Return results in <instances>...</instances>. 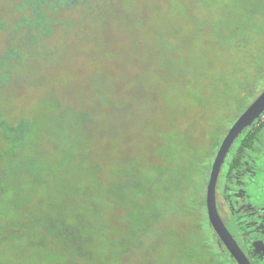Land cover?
Masks as SVG:
<instances>
[{
    "label": "rangeland",
    "instance_id": "374dc122",
    "mask_svg": "<svg viewBox=\"0 0 264 264\" xmlns=\"http://www.w3.org/2000/svg\"><path fill=\"white\" fill-rule=\"evenodd\" d=\"M24 1L0 0V61L7 51L12 55L0 114L12 121L24 114L32 121L23 154L0 155V212L4 219L10 214L4 240L25 238L14 232L15 225L37 226L40 217L78 208L91 196L105 216L89 215L87 229L107 264L121 257L126 264H166L156 242L124 217L112 216L117 206L94 195L114 182L125 191L137 186L142 208H148L153 189L158 210L172 207L173 216L185 218L188 193L202 211L211 153L242 109L229 97L243 93L245 102L253 97L254 57L247 51L264 49V0H94L72 13L54 14L55 35L65 30L60 24L66 18L74 21L54 59L47 56L55 42L28 43L32 32L18 23ZM247 17L259 21L257 26L246 29ZM233 26L252 40L239 52L227 38ZM0 147L10 148L1 136ZM167 156L174 161L170 180L152 173L149 164L150 158L159 162ZM188 213L186 218L198 221ZM139 218L133 224H143ZM19 252L17 262L39 264L33 258L41 252L45 264H65L50 247L29 252L24 242ZM172 256L170 264L186 262ZM13 257L7 253L0 262L12 263Z\"/></svg>",
    "mask_w": 264,
    "mask_h": 264
},
{
    "label": "trees",
    "instance_id": "16d2710c",
    "mask_svg": "<svg viewBox=\"0 0 264 264\" xmlns=\"http://www.w3.org/2000/svg\"><path fill=\"white\" fill-rule=\"evenodd\" d=\"M93 1L94 0H66L63 3H58L59 1L54 0H25L24 4L20 6L21 15L18 23L20 26L26 27L32 32L28 38L29 44H36L42 39L46 44L51 42L54 44L55 42V46H48L50 53H48L47 56V58L52 57V59H54L57 51H59V43L65 41L66 37L69 36V31L74 28V21L66 18V20L62 21L60 24L65 30L61 32L60 35H55L54 28L57 25V20L54 14L58 13V11L72 13L73 10L83 5L91 4ZM262 7V21L260 23H264V1ZM25 10H27V12H25ZM251 20L255 21L256 19L254 17H247L246 29L256 27L259 22H253ZM227 38L231 39L230 43L233 46L231 50L233 52H239L242 45L250 46L252 44L249 33L245 30L241 31L239 26H233L229 30ZM247 52L251 58L254 57V60H250V62L254 63L249 66V71L251 72V76L255 79L264 73V49H260L258 52L254 53L251 50ZM11 57L12 55L7 51L0 61V94L8 81V76L6 74L8 72L7 64ZM253 72L254 74H252ZM234 81H232L231 87L236 86ZM241 88L242 87H239L240 90H242ZM230 96H232V94ZM218 108L225 109L226 107L220 106ZM31 124L32 121L30 118L28 119L24 114L20 115L17 121L6 120L5 115L0 114V136L3 141L9 142L10 145V148L0 147L1 156L11 155L15 157L21 155V153L23 154V149L25 147L24 142L32 131L30 128ZM252 139L253 136H246L243 140L245 145L243 144L241 149L245 150L249 147ZM219 140L220 138L215 146L218 145ZM216 148L217 147H215L211 153V159ZM149 161L152 173L154 171L161 172L166 179L170 180L169 173L174 167V161L170 162L169 156L159 162L155 161L154 157L153 159L150 158ZM236 162L238 164L242 162L241 155L236 159ZM209 166L210 163L206 166L205 175L207 180ZM28 169H31V166H29ZM189 175L190 181L187 182V186L191 188L194 186L195 182L194 179H192V174L190 173ZM207 180L204 183V187H206ZM152 188L153 187L150 189ZM94 196L98 199H104L107 204L116 205V213L112 214V216L124 217L127 222L126 224H130L133 228L136 227L137 229H135V231H140V234L144 238L151 239L154 243L156 242L155 246L157 247L159 245L157 251L159 256H161L160 262L161 260H165L167 262L166 264H170L169 261L171 258H175V256L172 255L176 254L177 258H185L186 262L183 264H234L223 251L222 247L218 245L214 235H211L206 222L202 220V215L204 216L203 211L200 209L196 211L194 207L195 199L194 197H190L188 193L183 203V207L186 208V215L182 214L185 218L173 216L172 207L167 206L166 209L162 207L161 210H158L156 207L157 198L153 189L150 190L146 197L148 199V208L141 207L140 189L137 186L133 188L131 192L129 189L125 191L120 184L110 182L107 183V189L104 190V192H98ZM95 201L96 199L94 200V198L90 196L85 202L82 201V203H80L82 206L78 208L68 211L62 209L60 213L52 211L53 213H48L40 217L37 221V226L34 225L33 221L15 225L13 228L14 232H21L25 237L21 240H4L5 237L2 233L7 226L6 219H9L8 216L10 214L4 219L3 213L0 212V258L9 253L10 256H14V262L8 264H34L28 259L27 261L22 258V262H17L15 260L16 254L20 255L19 251L24 248L25 242L29 252H36L39 248L50 247L53 252L64 260L65 264H81L83 261L85 264H95L97 259L106 257L101 250H98V245L94 240L89 237L90 230L87 229L89 226L87 223L89 215H92V217L96 219H102L105 216L102 209L95 208ZM107 207H109V205ZM189 211L197 215L198 221L192 222L191 214L190 218H186ZM10 213H12V211ZM11 216L13 217L12 214ZM141 216L143 217V224H133L135 223L134 218H139ZM138 223H141L140 218ZM32 226L35 227L32 228ZM96 231L102 234L104 229L99 228L96 229ZM108 231L109 227H107L106 232ZM27 241H30V243L28 244ZM19 245L21 246L20 248ZM172 248L175 250L173 251ZM122 250L123 246L120 248V253ZM46 258L47 257H42L40 252L39 254L37 253L33 259H35L36 262L39 261V264H45L47 261ZM121 258L118 264H126ZM48 263L49 261L46 264ZM107 263V258H104L102 264ZM0 264L2 263L0 262Z\"/></svg>",
    "mask_w": 264,
    "mask_h": 264
},
{
    "label": "flooded vegetation",
    "instance_id": "af4514ba",
    "mask_svg": "<svg viewBox=\"0 0 264 264\" xmlns=\"http://www.w3.org/2000/svg\"><path fill=\"white\" fill-rule=\"evenodd\" d=\"M260 76L254 79V86L250 83V87L255 88L251 100L245 102L244 98L241 97L244 95L243 93L229 97L231 103L242 107L231 126L264 91V76ZM246 82L249 83L245 80ZM221 112L224 111L221 110ZM231 126L221 136L211 159L208 180L206 187L203 188L202 211L211 235H214L216 242L222 247L228 258L234 264H238L210 223L206 202L211 168L222 140ZM249 135L253 136L251 145L245 150L241 149L244 138ZM239 155L242 156L240 164L236 162ZM216 200L223 221L251 262L253 264H264V111L252 124L245 127L239 138L232 144L219 175L216 186Z\"/></svg>",
    "mask_w": 264,
    "mask_h": 264
},
{
    "label": "water",
    "instance_id": "95a60500",
    "mask_svg": "<svg viewBox=\"0 0 264 264\" xmlns=\"http://www.w3.org/2000/svg\"><path fill=\"white\" fill-rule=\"evenodd\" d=\"M264 111V91L258 96L249 107L238 117V119L231 126L226 136L222 140V143L218 149L216 157L214 159L210 178L207 186V211L209 221L213 228L223 241L227 249L230 251L232 257L235 258L238 264H253L245 251L242 249L234 235L226 226L223 221L216 200V186L219 180V175L222 169V165L225 158L236 139L248 125L252 124L255 119L260 117Z\"/></svg>",
    "mask_w": 264,
    "mask_h": 264
}]
</instances>
